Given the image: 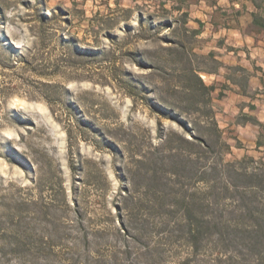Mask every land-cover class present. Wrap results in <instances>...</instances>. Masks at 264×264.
<instances>
[{"label":"rangeland","instance_id":"obj_1","mask_svg":"<svg viewBox=\"0 0 264 264\" xmlns=\"http://www.w3.org/2000/svg\"><path fill=\"white\" fill-rule=\"evenodd\" d=\"M103 1L0 0V264H264V186L238 175L264 169V34L249 14L243 35L213 27L232 25L227 0H123L128 21ZM61 9L117 20L97 40L53 22L40 44ZM79 53L84 78L65 79L58 59ZM210 110L221 142L190 156L179 136Z\"/></svg>","mask_w":264,"mask_h":264},{"label":"trees","instance_id":"obj_2","mask_svg":"<svg viewBox=\"0 0 264 264\" xmlns=\"http://www.w3.org/2000/svg\"><path fill=\"white\" fill-rule=\"evenodd\" d=\"M110 0H106L103 1L104 4H108L107 2ZM230 3H234L237 0H229ZM255 9L258 12H253L252 13V21L249 25V27L251 28V31L254 33H263L264 34V13H262L264 11V0H263V4L259 3L257 0H251ZM115 5L117 6V10L121 11L122 13V19H124V21H128L131 19L134 9L132 8H124L122 7L123 4V0H114ZM76 6V4H74ZM261 11V13H260ZM237 15H240L241 12L240 11H236ZM85 11L84 10H68V9H61L59 10L58 14H56L55 16H51L50 18H48L46 16V14H43L39 17V21L42 24V28H41V32H39L38 40L40 44H44L45 43V29H46V25L51 24L53 22H61L63 21L66 25H72L73 23V19H77L79 23L82 22H87V26L89 28L88 32H90V35L93 34L94 37L97 38L100 37V34L102 33V31H104L105 29L109 30L111 29V27H113V25L115 23V20H117L116 17L114 16H109V15H101L100 12H98L93 18H86L85 16ZM138 16H139V24L140 20L143 18L144 13L138 12ZM152 18V16H150ZM199 23H201L200 21H198ZM167 25L171 26L170 22H166ZM64 45V48H67L69 52H71L73 50L72 46L75 43H79L81 42L78 38H76L75 36H71L69 38L66 39V34H63L61 39H60ZM72 45V46H71ZM80 56H62L61 58L58 59L57 64H59V69H63L64 70V76L65 79H71V75H67L66 73L69 72L70 69H74L72 78H76V79H83L84 78V73H85V68H83L81 63H77V59L79 60H83L85 58H87L86 56H83L84 54L79 53ZM38 56H25L22 58V62H25L26 67L27 68H32L33 69V65L35 63V60H37ZM73 59H75L76 61H73ZM42 61L44 59H41ZM47 61V65H49L50 62H48V59L45 60ZM45 63V62H44ZM63 66H61L62 64ZM148 63V62H145ZM71 64L72 66H74V68H71ZM140 65V64H139ZM34 70V69H33ZM246 71V70H244ZM192 78L194 81L197 82L200 90V95L203 96L205 95V92L207 94H209L210 92L214 91V86H207L200 74L199 71L197 70H192ZM229 79V78H228ZM230 80V79H229ZM235 84H239V86L242 87V89H247V81L245 84H241L239 82H235ZM206 94V95H207ZM242 94L244 96H248V92L246 90H243ZM187 97V96H186ZM189 97V96H188ZM195 96H193L192 99H194ZM194 104H188L189 107H194V106H198L200 107L199 103L193 102ZM201 109V108H200ZM70 112L67 115L69 118L68 120L70 121V118L72 117V109L69 108ZM183 111L185 113H187V110ZM196 111L199 112L200 110L196 108ZM205 115V120L206 122L204 124L201 123H196L195 124V131L193 133H191V137L188 138L184 135L179 136V141H180V147L184 148V151H186L188 153V155L192 156H200L204 150L206 149H213L216 148L218 146V144L221 142V131L218 128V124L217 121L215 119V115L214 113L210 110L208 112L204 113ZM209 126V127H206ZM183 128H185L183 126ZM210 128V129H209ZM209 130H212L215 134L214 138H212L213 140H206V136L208 134H206V132H209ZM204 133V135H203ZM210 135V134H209ZM209 137V136H208ZM211 138V137H210ZM172 142L171 139H166L162 142V145L160 148L164 149V150H172ZM179 147V148H180ZM159 148V147H158ZM264 149V136H259L258 140H257V149L261 150ZM176 151H180L181 149H178ZM264 154V150L262 151ZM172 155H170L171 157ZM174 156V155H173ZM264 158V157H263ZM186 168L187 165L183 164ZM212 167L208 168L211 171L216 170L217 169V165L216 164H211ZM263 168H264V162L262 163ZM182 168V166L179 165H175L174 166V171L177 172L179 171V168ZM259 171V172H258ZM252 172L250 174H248L247 172H242L240 174H238L242 180L243 183L246 187H250V188H258V187H262L264 186V169L262 171V169L260 168V170ZM206 173H203V175H205ZM202 179L204 180V177H202ZM188 213L190 214V209L186 208Z\"/></svg>","mask_w":264,"mask_h":264},{"label":"crops","instance_id":"obj_3","mask_svg":"<svg viewBox=\"0 0 264 264\" xmlns=\"http://www.w3.org/2000/svg\"><path fill=\"white\" fill-rule=\"evenodd\" d=\"M228 1V3L229 4H232V5H234V6H238V8L237 9H240L241 7H240V3H238V2H234V3H230V1L229 0H227ZM237 4V5H236ZM253 4V3H252ZM254 6V5H253ZM255 8V7H254ZM234 9V11H235V13H234V15H233V17H234V19L232 20V25L231 24H227V25H217V24H215V22L214 23H212V25H213V27H217V28H222V29H224V30H228V31H236V32H238L239 34H241V35H243L244 33H246L244 30H245V28H244V26H243V18L246 16V15H244V14H249L250 15V23H251V21H252V13H253V11L251 12L250 11V13H245L243 10L242 11H240V10H238V11H240L241 12V14L240 15H237L236 14V11H237V9H235V8H233ZM256 10V9H255ZM255 12H258L257 10L255 11ZM260 13H261V11H260ZM201 21V20H200ZM228 23H230V22H228ZM201 24L203 25V22L201 21ZM250 25V24H249ZM249 27V26H248Z\"/></svg>","mask_w":264,"mask_h":264}]
</instances>
